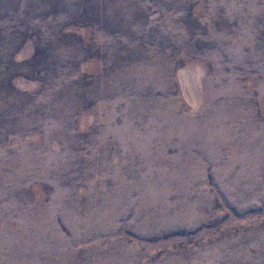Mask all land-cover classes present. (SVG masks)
<instances>
[{"label": "rangeland", "instance_id": "rangeland-1", "mask_svg": "<svg viewBox=\"0 0 264 264\" xmlns=\"http://www.w3.org/2000/svg\"><path fill=\"white\" fill-rule=\"evenodd\" d=\"M0 264H264V0H0Z\"/></svg>", "mask_w": 264, "mask_h": 264}]
</instances>
